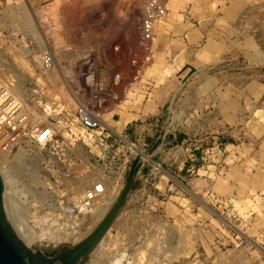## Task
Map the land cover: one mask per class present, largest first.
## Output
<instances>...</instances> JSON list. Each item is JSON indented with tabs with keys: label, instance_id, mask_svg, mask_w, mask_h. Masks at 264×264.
Returning <instances> with one entry per match:
<instances>
[{
	"label": "rangeland",
	"instance_id": "1",
	"mask_svg": "<svg viewBox=\"0 0 264 264\" xmlns=\"http://www.w3.org/2000/svg\"><path fill=\"white\" fill-rule=\"evenodd\" d=\"M147 1L0 0L5 109L21 103L27 119L55 129L49 145L0 154L13 178L8 218L32 247L72 248L138 161L103 247L74 264H264V0H247L244 21L209 24L212 47L201 52L190 37L196 24L175 12L184 0H170L154 38L143 40ZM82 104L101 127L81 123ZM127 124H148L153 136L142 146L123 133ZM165 132L188 135L161 147ZM174 148L186 151L182 168ZM100 181L108 193L96 205L112 198L101 215L80 206Z\"/></svg>",
	"mask_w": 264,
	"mask_h": 264
},
{
	"label": "built area",
	"instance_id": "2",
	"mask_svg": "<svg viewBox=\"0 0 264 264\" xmlns=\"http://www.w3.org/2000/svg\"><path fill=\"white\" fill-rule=\"evenodd\" d=\"M170 0H148L144 9L142 20L141 36L146 42L152 40L155 35L158 22L166 15L168 3ZM44 64L51 69L54 60L52 54L47 52L43 57ZM0 82V154L8 153L13 147L21 145L23 142L35 143L38 146H46L54 141L55 129L52 124H42L37 115L33 119H27L21 103L11 109H5L6 101L1 97L4 92H9ZM20 112H23L22 116ZM81 123L87 129H96L101 127L102 121L100 114L89 109L82 104L78 111ZM29 127V128H28ZM103 141V139L101 138ZM132 144V143H131ZM133 145V144H132ZM126 168V164L124 169ZM103 182H97L94 186L86 191L80 200L85 209H91L98 193H103Z\"/></svg>",
	"mask_w": 264,
	"mask_h": 264
},
{
	"label": "water",
	"instance_id": "3",
	"mask_svg": "<svg viewBox=\"0 0 264 264\" xmlns=\"http://www.w3.org/2000/svg\"><path fill=\"white\" fill-rule=\"evenodd\" d=\"M138 161L132 165L126 183L104 219L81 243L70 248L60 246L43 250L28 245L8 218L4 205L5 182L0 172V264H74L80 255L88 254L100 243L124 206L137 171Z\"/></svg>",
	"mask_w": 264,
	"mask_h": 264
},
{
	"label": "crops",
	"instance_id": "4",
	"mask_svg": "<svg viewBox=\"0 0 264 264\" xmlns=\"http://www.w3.org/2000/svg\"><path fill=\"white\" fill-rule=\"evenodd\" d=\"M143 2V0H142ZM175 12L182 16V20L194 22L195 27L190 33V37L196 43L197 52L206 51L211 42V30L214 27L209 26L215 22H235L244 21L246 14L251 3L247 0H184V2H176ZM202 41V44L200 43ZM199 54V53H198ZM186 66L185 63L180 67ZM128 132L130 140L136 139L142 142V146H145L146 141L149 140L147 136L152 137V129L148 127V124L135 125L134 127L127 124L123 127V133ZM188 133H175L173 136L170 133L165 132L161 139L158 141L161 147H165L168 144L184 143V140ZM172 161L175 164H180L181 168L188 160L186 151H182L180 148L172 149ZM161 165V164H160Z\"/></svg>",
	"mask_w": 264,
	"mask_h": 264
},
{
	"label": "bare ground",
	"instance_id": "5",
	"mask_svg": "<svg viewBox=\"0 0 264 264\" xmlns=\"http://www.w3.org/2000/svg\"><path fill=\"white\" fill-rule=\"evenodd\" d=\"M48 43V42H47ZM48 45V44H47ZM56 61V60H55ZM93 78H94V74L93 73H90V74H88V76L86 77V80L88 81V82H92V80H93ZM56 95V94H55ZM21 114H19V115H21L22 116V114H23V112H20ZM105 126V125H104ZM109 126V125H108ZM110 127V126H109ZM106 128H108V127H106ZM111 128V127H110ZM109 128V129H110ZM112 129V128H111ZM115 132V131H114ZM85 136V135H84ZM122 136V135H121ZM99 137V136H98ZM100 138V137H99ZM153 162V161H152ZM156 164V163H155ZM159 166V165H158ZM0 172H1V174H2V176H3V179H4V182H5V197H4V204H5V207H6V210L7 211H9L10 209H9V200L11 201V196H12V193L13 192H10L9 190H8V187H9V182H10V180L9 179H11V176H10V172H9V168L7 167V163L4 161V160H2L1 158H0ZM167 172V171H166ZM13 179V178H12ZM11 179V180H12ZM77 180V179H76ZM14 181V180H13ZM79 181H81L80 179L78 180V183H77V187L79 186L80 187V183L81 182H79ZM83 181V180H82ZM83 183V182H82ZM104 183V182H103ZM102 183V184H103ZM12 185V184H11ZM82 186V185H81ZM103 186V193L101 194V193H98V198H96V200H95V202H94V204H93V206L91 207V209H94L95 210V212L96 213H100L99 215H101L102 214V212H104L105 210H106V208L109 206L108 204H109V202L110 201H112V198L110 199V201L109 202H107V203H104L105 205H99V206H97L96 204L98 203V201H100V199L103 197V196H105V195H107V188L105 187V183L102 185ZM11 187V186H10ZM9 187V188H10ZM12 188H13V186H12ZM12 188L10 189V190H12ZM86 188L84 187V189H82V190H85ZM13 190H14V188H13ZM84 192V191H83ZM80 193V192H79ZM10 194V195H9ZM86 193H84V195H85ZM112 197V196H111ZM77 198V197H76ZM78 199V198H77ZM107 200V199H106ZM105 200V201H106ZM109 200V199H108ZM76 201H78V200H76ZM73 206V205H72ZM81 207H83L82 205H80ZM69 207V206H68ZM67 207V209H69ZM71 207V206H70ZM72 208L73 207H71L70 209H69V212H70V210H72ZM9 209V210H8ZM85 209V208H84ZM12 210V209H11ZM74 210H76L75 208H74ZM77 211V210H76ZM78 212V211H77ZM94 212V213H95ZM89 213V212H88ZM69 214V213H68ZM93 215V214H92ZM97 215V214H96ZM89 216V215H88ZM90 217H92V216H90ZM88 218V217H87ZM99 218H101V217H99ZM74 220V219H73ZM13 221V220H12ZM47 221H48V219H47ZM13 222H15V220L13 221ZM16 224V223H15ZM13 225V224H12ZM53 225V224H52ZM57 226H59V225H57ZM84 226V225H83ZM15 227V226H14ZM51 227V226H50ZM55 228V227H54ZM17 229V228H16ZM19 229L20 228H18V234L20 235V237L28 244V242H30L29 244H31V240H34V238H32L31 236H29L28 234H26V233H23L22 231H19ZM76 229V228H75ZM85 229V228H84ZM62 230V229H61ZM63 231H65V230H63ZM62 231V232H63ZM57 232H60V231H58V229H57ZM79 232V231H78ZM64 235H65V233H64ZM66 236V235H65ZM58 237H60L61 238V236H58ZM103 239H105V238H103ZM103 239H102V241L99 243L100 245H102V243H104V241H103ZM160 239H162V238H159V240ZM36 240V239H35ZM60 240V239H59ZM159 240L157 241V242H159ZM162 241V240H161ZM156 242V243H157ZM161 243V242H160ZM159 244V243H158ZM104 245H106V244H104ZM158 246V245H157ZM101 247H103V245L101 246ZM159 247V246H158ZM157 247V248H158ZM98 248V247H97ZM161 248V247H160ZM101 249V248H100ZM99 248H98V250H100ZM162 249V248H161ZM165 249H167V248H165ZM169 249V248H168ZM97 250V251H98ZM103 250H105L104 248H102L101 249V251L103 252ZM156 250V249H155ZM159 251H160V249H158ZM170 250V249H169ZM96 251V250H95ZM158 251V252H159ZM167 251V250H166ZM174 251V250H173ZM105 252V251H104ZM157 251H156V253H158ZM172 252V251H171ZM100 253V252H99ZM98 252H97V254L95 255V256H97V255H100ZM115 253V252H114ZM154 253H155V251H154ZM95 254V253H94ZM93 254V255H94ZM109 254V253H108ZM104 255V254H103ZM117 255V254H116ZM157 256V255H156ZM98 257V256H97ZM96 257V258H97ZM152 257V256H151ZM155 257V256H154ZM153 257V258H154ZM96 258H94V259H96ZM99 258H101V256L99 257ZM150 258V257H149ZM156 258V257H155ZM154 258V259H155ZM151 259V258H150ZM143 260H145V258L143 259L142 258V261ZM146 260H147V258H146ZM110 261V260H109ZM120 261V260H119ZM156 261L157 260H155V263H156ZM146 262V261H145ZM152 262H153V259H152Z\"/></svg>",
	"mask_w": 264,
	"mask_h": 264
}]
</instances>
